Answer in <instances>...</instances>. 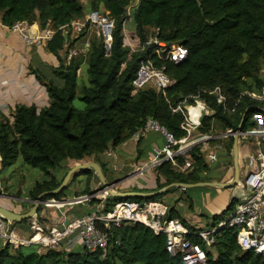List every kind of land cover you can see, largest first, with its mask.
<instances>
[{
	"label": "trees",
	"instance_id": "trees-1",
	"mask_svg": "<svg viewBox=\"0 0 264 264\" xmlns=\"http://www.w3.org/2000/svg\"><path fill=\"white\" fill-rule=\"evenodd\" d=\"M87 2L88 12L97 11L113 19L109 51L106 52L100 37L94 38L85 54L74 56L65 64L59 52L64 49L68 36L62 34L61 27L84 16L85 8L80 0H0V22L3 25L10 26L17 21L36 22L40 30H54L46 42V49L59 59V65L52 69L55 82L53 78L38 76L47 94L46 106L38 109L33 104L19 105L11 119L0 116V166H11L21 157L45 176L29 190L31 199L60 184L63 178L57 180L51 170L62 162L81 161L93 156L103 172L104 165L97 156L128 140L147 118L156 120L176 139L182 138L185 135L180 128L183 116L175 110L182 101H185L183 107L191 106L196 97L213 111L201 119L197 128L203 134L211 132L214 124L223 130L235 131L245 111L242 131L254 127L250 122L254 114L264 116L261 111L263 103L249 95L259 93L264 87V0H137L135 4L134 0ZM127 21L133 27V43L144 42L150 35L148 29H153L151 35L163 43L176 42L186 48V59L177 64L155 55L152 57L154 66L163 67L174 81L163 92L148 88L131 94V80L144 53H129L124 33ZM83 34L80 33L78 38ZM83 62L87 65V84L77 89L78 70ZM214 88L220 89L225 97L224 104H218L215 96L209 93ZM75 97L83 103L80 110L72 105ZM199 107L203 108V105ZM228 142L229 147H225L227 153L232 149L231 136H228ZM198 143L195 139L189 143L193 147L188 154L191 160L188 173L173 170L169 162H162L154 168L158 188L171 183L207 182L203 174H216V170H222L221 162L208 169L197 146H194ZM261 148L264 149V143ZM174 160L179 165L186 162L180 156ZM82 174L88 175L90 180L89 175L93 171L85 170ZM159 176L164 178L163 183H159ZM86 185L85 189L72 195L66 186L44 199L63 200L64 197L91 195L88 180ZM161 197L162 194L152 197L109 196L103 201L101 211H110L123 200L145 206ZM84 202L75 207L82 208ZM232 203H229V208ZM165 217L178 219L187 228L194 229L184 222L175 207H169ZM217 217L212 216L213 220ZM235 231L232 228L215 231L210 247H206L198 237L192 236L189 240L205 251L206 264H264L260 256L239 248ZM110 235V243L103 256L100 251L88 252L82 248L37 252L35 246L0 243V264H182L179 257H171L167 253L162 233L155 234L140 223L112 227Z\"/></svg>",
	"mask_w": 264,
	"mask_h": 264
},
{
	"label": "built area",
	"instance_id": "built-area-1",
	"mask_svg": "<svg viewBox=\"0 0 264 264\" xmlns=\"http://www.w3.org/2000/svg\"><path fill=\"white\" fill-rule=\"evenodd\" d=\"M1 25L3 24L0 22ZM113 25L112 18L97 11H90L82 19L72 20L61 29H67L71 35L77 36L88 27H95L106 52H108ZM6 27L10 31L18 33L28 46L46 43L54 34V30L50 28L41 30L38 34L31 33L25 21H17ZM125 40L129 53L134 51L144 53L131 80V94L148 88L157 92H163L169 88L174 82L173 79L165 73L163 67L154 66L152 57L155 55L161 60L177 64L186 59V48L176 42L163 43L155 35H149L144 42L136 43L133 47L132 41L127 36H125ZM83 52L86 51L83 50ZM209 93L215 96L218 104L225 103V97L219 88H214ZM249 95L264 104V87L259 93ZM184 103L185 101L180 102L175 109L179 110L183 116L180 128L185 132V135L182 138L176 139L171 132L152 118H147L144 124L133 132L131 138L136 141L144 138L148 132L157 133L163 138V144L160 147H153L148 162L142 168H138L137 172L142 169L155 168L162 162L175 161V157H181V154H189L193 146L180 152L181 144L194 139L191 138V133L200 126L201 119L204 116H210L213 111L196 97L193 105L183 107ZM200 104L203 105V108L199 107ZM192 109L196 112L191 113ZM261 111L264 112V109L261 108ZM8 119H11V115L8 116ZM251 131L264 132V129L255 130L251 128L238 134V138L255 137L254 148L250 147V151L244 154L240 162V177L236 185L243 190V194L233 203L229 216L207 231L196 230L195 228L191 230L178 219H167L164 210L153 202L142 206L138 202L123 200L117 202L110 211L102 212V208H96L89 213L49 227L47 230L33 217L28 222V236L25 238L21 236L18 228H15L16 225L13 224L15 222H11L0 215V243L11 246H35L37 252H42L51 249L69 251V245L75 241L79 243L82 249L88 252L100 251L103 256L110 243L112 227H120L123 223H140L155 234L162 233L165 237L167 253L171 257H179L182 264H206L207 255L205 251L194 245L189 237H198L206 247H210L214 241L213 234L215 231L222 228H232L236 230L235 241L242 251L251 252L264 259V149L261 148L264 143V135H245ZM226 132L227 135L234 133L230 129H227ZM198 135V138L201 139L199 144H204L212 139H207L210 136L203 133ZM176 146L178 147L175 151ZM200 152L209 162L214 163L218 159L216 152L210 151L207 147H202ZM90 198L87 196L84 201ZM84 201L73 197L63 200L44 199L40 204L46 208L61 209L68 206L71 209ZM61 246L64 248L59 249L62 248Z\"/></svg>",
	"mask_w": 264,
	"mask_h": 264
},
{
	"label": "rangeland",
	"instance_id": "rangeland-1",
	"mask_svg": "<svg viewBox=\"0 0 264 264\" xmlns=\"http://www.w3.org/2000/svg\"><path fill=\"white\" fill-rule=\"evenodd\" d=\"M81 3L84 6V11L85 13H88V9H87V0H80ZM135 1V0H134ZM124 33L126 34L127 38L131 41L130 36L133 35V27L132 24L130 22H126L124 24ZM154 30L153 29H148V34H153ZM93 36V34H92ZM95 39H98L95 36ZM132 47L134 46L133 44H131ZM82 54H85V52H83ZM83 84H87V65L85 62H83L80 66V70H79V75H78V80H77V89L79 88V86L83 85ZM78 93V90H77ZM72 105L75 109L80 110L83 108V103L78 99V97H75V99L72 102ZM263 109H264V104H263ZM195 110H192L191 113H194ZM250 122L253 123L254 125V129L255 130H262L264 129V116L258 114V115H253L250 119ZM234 132V131H233ZM200 132L193 131L191 133V138L197 139L199 137ZM226 130L221 129L219 126H217L216 124H214L211 132H209L207 139H211L209 141H207L204 144H199V145H194L197 146L199 153L200 149L202 147H213L212 150H214L217 154L219 147H216L217 144H220V146L223 148V150H225V147L228 148L229 147V142H228V136H226ZM150 134V132L147 133V135L142 138L141 140V148L144 152H147V147L144 146V144L147 145V142L151 139H149L148 135ZM223 134V138H215V136L217 135H222ZM227 137V138H226ZM254 142H255V137H245V138H238V147H240V149L242 150V152L244 154L248 153L250 151V147L254 148ZM178 146L175 147V151L177 149ZM152 147L150 148V152L152 151ZM108 151V150H107ZM226 152V150H225ZM232 149L230 152H226L227 154V158L224 161L225 164H220L222 167V170H228V174L229 177H227L225 180L224 176L219 174L215 175L214 173L211 175L207 174H203V177L205 179H207L206 181H212V182H225V181H231L232 176H233V168H232V155H231ZM113 153L117 154L118 151L116 148L113 149ZM205 164L207 165L208 169L209 166L212 167L213 166V162H209L207 160H205L204 155L201 154ZM181 157H183L186 161H188L187 163L185 162L183 165H179L176 161H169L171 168H173V170L179 172V173H183L186 174L191 170V160L189 155H183L181 154ZM125 158H127V156H125ZM129 160V158L127 159ZM218 160V159H217ZM89 162H94V159L92 158H85L81 161H65L62 162L55 170H51V174L57 179V180H61L66 172L74 165V164H81V163H89ZM238 162H239V155H238ZM143 166H141L140 168H142ZM240 167V164H239ZM114 170H109L107 168H105L104 166V174L107 177V172H108V176L109 178H107V182H112L113 180H118L116 178H122V172L115 171L116 168H113ZM136 170V169H135ZM153 173L152 174H146L145 172L142 175H135L134 177L129 178L130 180L127 182H124L122 184H118L115 185L113 187V190L116 192H132V191H141V192H150V191H155L158 190L160 188H158L155 182V178H156V173L154 171V169H152ZM221 170V172H222ZM223 170V171H224ZM92 171V170H90ZM217 172H219L218 170H216ZM137 171H134V173ZM220 172V173H221ZM151 173V172H150ZM223 173V172H222ZM133 174V173H132ZM105 177V178H106ZM45 178V176L36 168H33L31 166H29L28 164H26L21 157H18L16 159V161L11 165V166H7L4 168H1L0 166V206L5 207L6 209L13 211L14 213H25L26 211H28L31 206L33 205V199H31L28 196V192L29 190L33 187V185L35 184V182L37 181H41ZM90 180L88 179V175H83L82 171L79 173L74 174L70 180L69 183L67 185L68 187V191L70 192V195H72V193H76L78 191H81L83 189H85L87 187L86 182L87 180L89 181V184H91V187H89L88 185V190H90L92 192L91 195L87 194L85 195V197L90 196L91 198L88 200V202H84L85 205L82 206V208H76L74 206V208L68 207V206H64L61 209H55V208H46L43 205H39L38 209H37V215L35 216L36 220L38 222L42 221V218L40 217V213H43L42 215L45 214H49V211L56 210L57 212L59 210L61 211H67L68 215H71V217L73 218L74 216L76 217L77 214L79 213H85L89 210H95L96 208L100 209L102 208L103 205V201L109 197L108 194H105V191H101V192H97L100 188V184L99 181L96 177V175L93 174L89 175ZM147 179V180H146ZM149 182V183H148ZM164 182V178L162 176H159V183H163ZM171 188H177L175 190H171L169 191V189ZM169 189H167L166 191L169 192H163L162 197L159 198L158 200L154 201L153 203L159 205L165 212H167V209L169 207H175L176 210H178L180 216L183 218L184 222L189 225L191 228H197L198 230L201 231H207L211 228H213L214 226H216V224L221 221V220H225L229 214L232 211V208L230 207L228 208L229 203L231 202H235V200H237L238 198H240V193H239V187H237V185L229 187V188H224L225 190L230 189V195L231 197H228V201L223 205V207L219 210L220 212H218L217 214H212L210 213V208L208 209L205 204V198L206 197H212L213 192L212 191H216L215 189L218 188H212V187H194V188H188L185 189L184 191H182L179 187H170ZM232 193V194H231ZM12 197V198H10ZM67 197H70L69 195ZM66 197V198H67ZM82 197V196H81ZM81 197H77V198H81ZM16 198H21V199H25V200H18ZM65 199V197H64ZM92 199L91 202H89ZM21 202L26 203L25 205L20 204ZM202 202L204 205H202ZM206 202V201H205ZM223 202V200L219 201V205H221ZM218 203V201H217ZM232 203V204H233ZM215 206H217V204H214ZM93 206V207H92ZM211 207V206H210ZM213 215H218V217L216 219L213 220L212 216ZM71 219V218H70ZM30 220V219H29ZM29 220H26V222L23 224L26 227H28V222ZM41 224V223H40ZM18 228V226H17ZM21 229V228H19ZM46 230L48 229L47 226L45 228ZM211 253L213 252L212 248H210ZM213 254V253H212ZM214 255V254H213Z\"/></svg>",
	"mask_w": 264,
	"mask_h": 264
},
{
	"label": "crops",
	"instance_id": "crops-1",
	"mask_svg": "<svg viewBox=\"0 0 264 264\" xmlns=\"http://www.w3.org/2000/svg\"><path fill=\"white\" fill-rule=\"evenodd\" d=\"M136 2L137 0H135L134 3ZM87 9H88V4H87ZM85 14L86 13L84 11V16ZM83 17H81L80 19H82ZM27 26L30 29L31 33L38 34L41 32L36 22L27 23ZM61 32L64 36H68V41H65L64 43V49L59 52V57L65 64H67L72 57L83 55L82 51L83 50L86 51L88 49L90 41H92L95 38V36L99 38L98 30L95 27H88L87 29H85L83 31L84 34L79 38H78L79 34L77 36H73L68 32L67 29H61ZM132 44L134 45L136 43L132 42ZM58 65H59V59H57L52 53H50L46 49V43H42L37 46H28L26 45V43L18 33L10 31L9 29H7L6 25H1L0 26V116L8 117L12 115L15 107L19 105L28 106L33 104L38 109L46 106L48 104L47 94L43 84L39 82L38 76L39 78L45 77L46 79L53 78V81L55 82L56 79L54 78L52 69L56 68ZM79 70H78V75H79ZM261 132L262 131L247 132L245 135H250V136L262 135L263 133ZM148 137L151 140L147 142V145L144 144V146L147 147V152H144L140 146L142 139L136 141L130 137L128 140L115 147L118 151L117 154H114L113 153L114 148H111L108 149V151L99 154L97 156V160L100 163H102L105 166V168L108 169V171L114 170L113 168H116L115 171L119 170L120 172L123 173L122 178L120 179L116 178L118 180H113L112 182L120 180L118 184H122L124 182L129 181L130 180L129 178H131L130 176L135 174L134 171H137L138 168H140L141 166H143L145 163L148 162L149 156L151 154L150 148L160 147L163 144V138L157 133L150 132ZM223 137H224L223 134L215 136V138L218 139ZM198 141H201V139ZM213 147H207V148L211 151ZM216 147H219V150L217 152L218 160L214 162L213 165L219 162H221V164H225L224 161L226 160L227 157H225V152L223 148L220 146V144H217ZM188 148H190V146ZM179 151L180 152L183 151L182 144ZM238 155H239V164H240V162L242 161L241 158L244 156V153L242 152L240 147H238ZM125 156H127V158H125ZM90 158L93 159L94 157L92 156ZM128 158L129 160H127ZM152 169L154 168L142 169L136 172V174L142 175L144 172L147 175L152 174L153 173ZM223 170H222L223 173L220 170L219 171L222 173L221 175L224 176L225 180H227L226 178L229 177L228 170H224V171ZM220 172L216 171L215 175L219 176ZM103 175L104 177H106L104 171H103ZM107 178H109L108 172H107V177L105 179L107 180ZM89 187H91V184H89ZM215 190L216 191H212L213 196L206 197L205 198L206 202L204 201V204L207 203L205 204V206L207 208L208 207L210 208L208 209L212 214H217L218 212H220L219 210L228 201V197L229 198L231 197L229 193L230 189L228 190L215 189ZM239 193L240 195H242L243 190L239 189ZM82 197L84 198V196ZM220 200H223L221 205H219ZM204 204L202 202V205ZM214 204H217V206H215ZM42 214L43 213H40V217L42 218V221H40L39 223H41L40 225L43 226L44 229L46 228V226L47 228H49L58 225L67 219L72 218L71 215L67 214V211H61V210L57 212L56 210L52 209L51 211H49V214H45V215ZM17 226H18V230L21 233V236L23 238L27 237L28 236L27 227L23 224H19L16 225L15 228H17ZM196 230L198 229L196 228ZM61 247L62 248L59 249L64 248L63 246ZM77 249H81L79 243L74 241L72 245H69V250H77Z\"/></svg>",
	"mask_w": 264,
	"mask_h": 264
},
{
	"label": "water",
	"instance_id": "water-1",
	"mask_svg": "<svg viewBox=\"0 0 264 264\" xmlns=\"http://www.w3.org/2000/svg\"><path fill=\"white\" fill-rule=\"evenodd\" d=\"M245 114L246 111L242 114L240 123L236 127L235 131L231 135L233 138V143H232V168H233V176L231 181H225V182H212V181H207V182H197V183H171L168 184L158 190L155 191H150V192H140V191H132V192H116L113 190V187L118 184L119 181L115 182H107L105 180V177L103 175V172L96 162H89V163H81V164H74L65 174L63 179L61 180L60 184L53 190L50 191H44L39 193L34 201L33 205L31 208L26 211L25 213H14L13 211H10L6 209L5 207L0 206V215H2L5 219L11 221V222H21L25 220H29L37 215V209L40 205V203L44 200L46 196L49 195H55L62 189H64L67 184L69 183L70 178L81 171L85 170H92L94 174L96 175L100 188L97 192L105 191L106 194H108L110 197L117 198V197H152L159 195L163 192H165L167 189L170 187H179L181 190H185L188 188H194V187H212V188H218V189H224V188H229L232 186H235L239 180L240 177V167H239V162H238V134L239 132H242V124L245 119ZM12 198V197H10ZM82 198V197H81ZM80 198V200H81ZM20 201L25 200L21 198H16ZM229 209V207L227 208Z\"/></svg>",
	"mask_w": 264,
	"mask_h": 264
},
{
	"label": "bare ground",
	"instance_id": "bare-ground-1",
	"mask_svg": "<svg viewBox=\"0 0 264 264\" xmlns=\"http://www.w3.org/2000/svg\"><path fill=\"white\" fill-rule=\"evenodd\" d=\"M192 110L190 112H192ZM251 132H259V131H251ZM261 133H263L262 135H264V132L263 131ZM262 135H254V136H262ZM195 140L198 141V140H200V138L195 139ZM190 141L186 142L185 144L182 143V150L187 149L189 147ZM198 142H201V141H198ZM134 175H137L136 172H135V174L131 175L130 177H134ZM105 194H106V192H105ZM85 199H86V197L84 196V198L83 197L81 198V201H84Z\"/></svg>",
	"mask_w": 264,
	"mask_h": 264
}]
</instances>
